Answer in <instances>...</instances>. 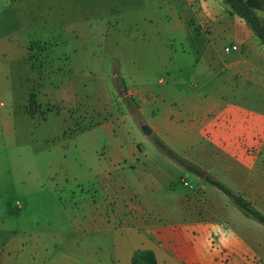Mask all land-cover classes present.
Masks as SVG:
<instances>
[{"label":"crops","instance_id":"0c3cea01","mask_svg":"<svg viewBox=\"0 0 264 264\" xmlns=\"http://www.w3.org/2000/svg\"><path fill=\"white\" fill-rule=\"evenodd\" d=\"M64 1L68 24L59 25L57 32L59 37L63 35L62 42L52 43L56 38L46 36L36 43L29 40L13 45L4 37L0 41L2 54L3 50L16 51L17 48L22 59H29L34 45L49 51L48 43L51 42V46L54 44L51 52L43 55L47 60L45 64L52 65L51 74L57 73L53 69L59 57H63L71 74H77L81 73L83 60L77 51L88 46L87 33H94V45L101 46L111 29L123 28L122 33L132 35L130 37L138 35L144 43L147 35L152 34L155 38L153 52L171 78L169 87L156 92L130 70L133 84L123 86L124 91L142 105L141 112L158 102L161 110L151 125L153 133L162 138L168 131L182 143L198 144L203 155L207 153V173L216 176L212 171L222 170L227 179L223 182L240 194L256 185V180L263 176V156L248 154L240 147H261L264 142V45L244 19L230 14L223 0H141L143 3L138 7L121 9L122 15H116L115 7L111 15H99L100 5H96L95 14L88 13L87 0ZM104 1L112 0H95ZM0 2L3 10L15 14L22 25L48 26L50 22L48 17L38 19L36 13L40 5L35 0ZM2 11L0 33L5 34L10 22ZM136 12L142 21L136 19ZM92 15L95 23L89 20ZM258 15L264 20V11H258ZM54 22L55 19L51 21L53 25ZM42 33L45 35L47 31ZM64 34L81 40L68 42L66 39L70 38L65 39ZM233 45H237L238 50L225 51ZM59 49L62 53H56ZM188 82L190 84L185 85ZM158 83L164 85L167 81L160 77ZM34 87L20 108L29 118L35 119L42 114V107H47L48 113L58 109L65 123L78 126L77 122H82L84 109L74 82L70 81L67 90L48 88L45 99H54L55 105H42ZM32 92L36 93L39 104L36 116L27 110ZM92 113L96 114L93 110ZM43 119L46 120V116ZM8 122H2V131ZM98 125L102 123L82 129L77 127L76 131H91ZM58 129L62 131L64 125ZM147 162L148 179L165 176L155 173L163 168L156 159L148 157ZM139 190L138 195L143 198L141 205L130 202L129 196L123 193L115 195L113 189L107 196L112 205L106 202L107 207L91 199L65 206L54 202L48 208L59 212L50 215L45 222L33 215L35 219L27 227L23 226L22 218L18 219L13 236H8L6 227L0 222V264H133L139 251H152L157 264H247V256L259 255L248 253V235L236 229L233 220L219 222L197 216L194 202L200 203V200L193 201L191 194L183 195L177 203L166 200L151 204L149 196L152 194L143 187ZM204 202L205 205L209 203L208 200ZM1 206L4 205L0 203Z\"/></svg>","mask_w":264,"mask_h":264},{"label":"rangeland","instance_id":"374dc122","mask_svg":"<svg viewBox=\"0 0 264 264\" xmlns=\"http://www.w3.org/2000/svg\"><path fill=\"white\" fill-rule=\"evenodd\" d=\"M35 2L40 5L36 13L38 19L48 17V26L22 25L15 14H7V9L3 10L0 2V12L3 10V16L7 14L10 22L5 34L0 33V41L7 37L13 45L29 40L36 43L46 36L56 38L52 43L64 40L63 35L59 37L57 32L60 30L59 25L68 24V19L64 16V6L67 3L64 0ZM141 3V0H112L109 3L86 1L88 13L95 14L98 10L96 5L102 6L97 12L99 15H111L113 7L116 8V15H122L121 9L138 7ZM138 13L136 12V19L142 21V17H137ZM54 19L53 25L51 21ZM89 20L95 23L96 18L92 15ZM44 30L47 31L45 35L42 33ZM122 31L123 28L111 29L103 46L94 45L95 34L87 33L85 41L88 46L77 51V55L81 54L83 58L81 73L77 74L70 73L63 57H59L60 60L55 63L56 70L53 69V72L57 73L51 74L52 65H46L47 60L43 56L48 48L43 46L34 45L29 59H22L18 55L21 51L17 48L16 51L3 50V54L0 50V104H4L0 107V203L4 205L0 207V222L6 227L8 236H13L16 222L20 218L24 221V227L34 221L33 215L47 221L50 215L59 212L48 208L54 202L65 206L91 199L107 207L106 202L108 206L112 205L107 196L113 189L115 195L121 196L123 193L129 196L130 202L141 205L143 198L138 194L143 187L152 194L149 196L151 204L164 203L166 200L177 203L183 195L191 194L193 201L200 200V203L194 202L197 216L219 222L233 220L235 228L248 235V253L259 254L247 256V264H264V226L248 218L219 188L201 180L197 174L169 157L156 145V134L147 136L144 133L143 125L151 128L158 118L161 105L154 103L141 112L142 105L124 91L126 88L123 86L133 84L134 79H130L129 71L133 70L156 92L169 87L171 78L153 52L155 38L152 34L147 35L144 43L138 35L130 37L132 35ZM64 38L70 37L64 34ZM66 40L79 43L81 39ZM186 42L184 35L183 43ZM52 43H48V52L54 46H51ZM56 53L62 52L59 49ZM4 54L6 55L3 56ZM160 77L165 78L167 83L160 85ZM70 81L76 84L84 109L81 112L82 122H77L78 126L65 123L58 109L48 113L47 107H42V114H38V111L32 115L38 114L35 119L29 118L20 110L32 87L35 86V91L39 92L42 105L54 104L55 100L45 99L44 93L47 94L48 88L52 86L67 90ZM188 84L190 83H185ZM44 116L46 120L43 119ZM5 121L10 123L2 131V122ZM99 122L102 125L94 130L76 131L77 127L82 129ZM61 124L64 125L62 131L58 129ZM165 134L166 137L161 139L168 147L207 171V153L203 155L198 144L182 143L168 131ZM240 148L248 154L263 156L262 178L257 179L256 185L249 186L246 193L242 194L264 212V142L261 147L242 145ZM148 157L156 159L163 166L155 172L165 174L163 178L151 180L146 177L150 170L147 166ZM212 174L216 175L214 178L227 182L222 170L214 169ZM204 200H208L210 204L205 205ZM16 207L22 209L17 210Z\"/></svg>","mask_w":264,"mask_h":264},{"label":"trees","instance_id":"16d2710c","mask_svg":"<svg viewBox=\"0 0 264 264\" xmlns=\"http://www.w3.org/2000/svg\"><path fill=\"white\" fill-rule=\"evenodd\" d=\"M229 6L230 14L237 15L244 19L255 36L264 45V20L258 15V11H264V0H223ZM37 95L32 92L28 101V112L35 115L38 112L39 105L36 99ZM156 145L163 150L169 157L179 162L185 169L197 174L207 183L219 188L226 194L234 204L240 208L244 214L264 225V213L258 210L251 201L244 195L236 193L223 181L214 178L201 167L181 157L157 135H155ZM133 264H157L155 255L152 251H139L133 258Z\"/></svg>","mask_w":264,"mask_h":264},{"label":"water","instance_id":"95a60500","mask_svg":"<svg viewBox=\"0 0 264 264\" xmlns=\"http://www.w3.org/2000/svg\"><path fill=\"white\" fill-rule=\"evenodd\" d=\"M143 131L147 136H151L153 134V130L148 125H143Z\"/></svg>","mask_w":264,"mask_h":264},{"label":"built area","instance_id":"2783aa9c","mask_svg":"<svg viewBox=\"0 0 264 264\" xmlns=\"http://www.w3.org/2000/svg\"><path fill=\"white\" fill-rule=\"evenodd\" d=\"M230 50H238V46L237 45H233L231 47H227L225 48V51H230ZM1 105H3V103H1Z\"/></svg>","mask_w":264,"mask_h":264}]
</instances>
